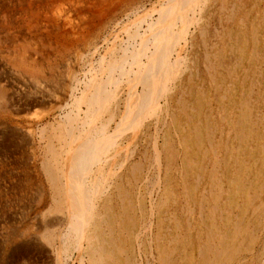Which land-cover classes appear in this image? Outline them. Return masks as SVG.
Listing matches in <instances>:
<instances>
[{
  "label": "bare ground",
  "instance_id": "6f19581e",
  "mask_svg": "<svg viewBox=\"0 0 264 264\" xmlns=\"http://www.w3.org/2000/svg\"><path fill=\"white\" fill-rule=\"evenodd\" d=\"M137 1L1 0L0 30L16 33L0 31V54L11 64L6 78L18 75L43 92L15 109L18 93L0 82L1 120L42 109L29 122L34 177L20 175L27 157L12 162L16 169L0 168V178L14 176V190H33L30 202L47 207L40 227L31 223L25 233L38 231L55 264H264V141L256 128L264 117L247 115V104L236 116L218 104L211 123L204 109L210 94L193 55L198 44L209 48L203 72L216 89L214 101H230L224 75L237 79L248 44L249 64L261 57L264 0H251L248 36L251 11L239 17L243 0L229 10L225 0ZM217 3L220 29L235 26L234 37L214 30L235 55L231 71L223 67V48L208 38ZM60 62L62 81L51 76ZM195 81L201 86L194 99H177ZM223 131L226 141L215 140ZM4 134L2 153L18 152L14 134Z\"/></svg>",
  "mask_w": 264,
  "mask_h": 264
},
{
  "label": "rangeland",
  "instance_id": "374dc122",
  "mask_svg": "<svg viewBox=\"0 0 264 264\" xmlns=\"http://www.w3.org/2000/svg\"><path fill=\"white\" fill-rule=\"evenodd\" d=\"M139 1V0H138ZM137 1V2H138ZM0 3H1V0H0ZM225 8L226 9H230L232 8L233 6V3H234V0H225ZM251 0H243L242 1V7H241V10L239 12V17H243L245 15L246 12H249L251 11ZM1 6V4H0ZM227 6V7H226ZM218 8H219V4L217 3V6L215 8V12L216 14H213V19H212V26H210L208 28V38L210 39L209 41H213V42H217V40L214 39L215 35H214V30H218L219 33H224V34H231L230 32H232V37H234L233 35L236 34V32L233 30V28L235 27H225L224 30H221L220 29V25L216 22L217 21V14H218ZM243 8V9H242ZM245 8V9H244ZM127 9V7L125 8ZM249 10V11H248ZM251 13V14H250ZM122 12L119 13V17L122 16ZM242 15V16H241ZM253 16H254V13L253 11L249 12L246 20H248V24H245V28H243V30H245V34L248 36L249 32H250V21L253 19ZM118 17V18H119ZM224 25V24H223ZM215 28V29H214ZM10 30V31H9ZM233 30V31H232ZM263 31H261V29H259L258 31V41L259 43H257L259 45V53L261 54V57L260 59L258 60V62L256 61H253L251 64H249L248 62V59H247V56H249L248 54L250 53V50H251V47L250 45L251 44H248L246 47H245V51H244V56H243V60H242V64H241V68L240 70L238 69L236 71V78L237 79H233V77H228V76H225L224 75V85L226 83V88L230 87L231 88V94L233 96V98L231 97V100L230 101H226L224 100L225 102H221V103H218L216 101H214V95H215V87L212 86V84L210 83V81L208 80V76L206 75L205 72H203L204 70V65H205V62H206V50L207 51H210L209 48L207 47L206 50L202 47L201 44H198L197 46L194 47L193 49V55H194V60L195 62L197 63V68L199 69V72H200L198 75L200 78L204 79V86H205V93H206V97L208 98L209 97V94H210V97L207 99L208 100V104H206L204 106V109L205 111L209 112L210 111L212 112V115L211 117H209L211 123H214V121L216 119H218V104H223V107L225 106L226 110L228 113H230L232 111V115L236 116L238 113H240L239 111H241V104H247V110L245 111L247 115H252L253 118L254 116L256 115V113H260L262 114V117H264V28L262 29ZM1 33H11L14 35L16 34L14 32L13 29H4V30H0ZM225 31V32H224ZM227 31V33H226ZM230 31V32H228ZM234 32V33H233ZM247 32V33H246ZM218 35V33H217ZM261 37V38H260ZM226 43V41H225ZM231 44V42H230ZM234 45V44H233ZM83 47V43L79 44L76 48H74L70 54V56H74L77 52L80 51V49ZM248 47V48H247ZM217 48L219 49H222L223 51L225 52H222L224 55V58L222 61V64H223V67L224 65H227L225 66L224 68H227L229 69L230 71L232 70L233 68V65L235 63V55L233 54H229V48L228 47H223V45L220 44V42L218 41L217 42ZM213 49V48H212ZM248 51V52H247ZM5 54H0V82L1 84H5V82H10L11 85H7V91L9 94H16V93H20L19 95L16 94L14 96V101H16V103H18L19 105L17 106V108L15 109H19L18 107L21 106V103L22 100L24 102L25 99H28V100H34V99H37L39 94H43L42 90H39V94L37 95L36 92H38V90L35 89V87L33 85H31L30 83L27 82V80L25 79L23 81V79L21 80H17V76H16V79H15V74H12L10 77L8 76V79L6 78L7 74L4 72V69L5 68H10L11 64H9V61L5 58L4 56ZM204 56V57H203ZM204 58V59H203ZM210 60L212 61V57L210 58ZM259 63V64H258ZM9 64V66H8ZM217 64V63H216ZM254 64V65H253ZM258 64V65H257ZM5 65V66H4ZM254 67H253V66ZM262 65V66H261ZM74 66H76L74 64ZM245 66V67H244ZM253 68H252V67ZM230 67V68H229ZM56 70L54 71L53 74H51L52 77H56V75L58 77H56V79L62 81V78L61 76L64 75V71H65V62H60L57 64V66L55 67ZM201 68V69H200ZM251 68V69H250ZM256 68H259L258 70V73L257 74H254V71ZM263 68V69H262ZM249 69V70H248ZM11 70V68H10ZM247 71V72H246ZM238 72V73H237ZM250 72V73H249ZM253 72V73H252ZM5 73V74H4ZM63 73V74H62ZM60 74V75H59ZM251 74V75H249ZM20 75V74H19ZM221 76H222V73H221ZM248 76V77H247ZM251 76V77H250ZM10 78V79H9ZM3 83H2V81ZM14 79V80H13ZM54 79V78H53ZM245 79V80H244ZM248 79V80H247ZM13 80V81H12ZM247 80V81H246ZM22 81V82H21ZM12 82V83H11ZM13 82H16V83H13ZM19 82V83H18ZM245 82V83H244ZM249 82V83H248ZM24 83V84H23ZM198 83V85L196 86V84ZM20 84V85H19ZM27 84V86L25 85ZM238 84V85H237ZM245 84V85H244ZM26 87H24V86ZM229 85V86H228ZM244 85V86H243ZM10 86V87H9ZM199 86H201V84L197 81H195L194 83H192L190 86H187L185 85L184 86V90H183V93H178V98L177 99H180V98H183L185 100H190L192 101V97L194 99V96L196 95L195 92H197L199 90ZM10 88V89H9ZM32 88V89H31ZM34 88V89H33ZM50 88V87H48ZM15 90V91H12V90ZM19 89V90H17ZM191 89V90H190ZM249 90L247 92V90ZM259 89V90H258ZM11 90V91H10ZM34 90V91H33ZM36 90V92H35ZM189 90V91H187ZM208 90V91H207ZM222 90V91H221ZM221 90L219 91L220 93H224V86L221 88ZM245 90V91H244ZM240 91V92H239ZM14 92V93H12ZM16 92V93H15ZM29 92L31 96L28 95ZM32 92H33V96H32ZM35 92V93H34ZM42 92V93H41ZM243 92V93H242ZM260 92V93H259ZM263 92V93H262ZM24 93V94H23ZM192 93V94H191ZM247 93V94H246ZM235 94V95H234ZM243 94V95H242ZM237 97H234L236 96ZM257 95V96H256ZM36 96V97H34ZM242 96V97H241ZM245 96V97H244ZM251 97V100H254L256 105H252L250 104V97ZM23 97V98H21ZM212 97V98H211ZM256 97V99L254 98ZM17 98V99H16ZM33 98V99H32ZM235 98V99H234ZM243 98V99H242ZM20 101V102H18ZM211 101V103H210ZM238 103H237V102ZM22 102V103H23ZM249 102V103H248ZM257 102V103H256ZM217 103V104H215ZM227 103V104H226ZM231 105V106H230ZM233 105V106H232ZM260 105V106H259ZM239 106V107H237ZM262 106V107H261ZM47 107V106H46ZM231 107V108H230ZM234 107V108H233ZM255 107V108H254ZM30 108V107H29ZM28 109H24L23 111L21 112H17L16 111H12L10 112V118L8 117L5 121L4 120H1L0 119V143L3 142V135H5L4 133H13L14 136H15V143L16 145L18 146L19 148V151L16 152L13 148H9V152L8 150H6L5 152L2 153L1 149V153H0V168H3L5 167L6 169H16V166L15 164L13 165V163H16L17 160H20V161H25L26 157H27V161L26 164L25 163V171L24 172H21L20 175H23V174H30V177H34L35 173L32 171V162L34 161L32 159V151H33V147L30 146V137H29V132L32 131V126L30 125L29 122L32 121V118H33V115L35 113H38V112H41L42 114V109L39 108V107H35V108H30V110ZM38 108V109H37ZM236 108V109H235ZM238 108V109H237ZM263 109V110H262ZM36 110L38 112H36ZM45 110V109H44ZM43 110V115L44 113L46 114V111ZM33 111V112H32ZM35 112V113H34ZM255 112V113H254ZM34 113V114H33ZM253 113V114H252ZM16 116H15V115ZM21 114V115H19ZM33 114V115H32ZM32 117H31V116ZM209 115V114H207ZM14 116V117H13ZM26 117L25 119H28L27 122H23V123H19L18 122V119H22L23 117ZM30 116V117H29ZM20 117V118H19ZM11 119V120H10ZM15 119V120H14ZM241 121V120H240ZM254 121V120H253ZM4 122V124H3ZM18 124V126H16V124ZM202 123L204 124V121H202ZM2 124V125H1ZM21 125V126H20ZM28 125V126H26ZM16 126V127H15ZM219 129L220 127H224L222 124H219ZM250 126V125H249ZM264 126V120H263V123L262 124H259L256 128H257V134L259 135L260 137V142L264 141V139H262V131H261V128ZM10 127V128H9ZM13 127V129H12ZM19 127V128H17ZM25 127V128H24ZM31 130H30V129ZM264 128V127H263ZM6 129V130H5ZM22 129V130H21ZM27 129V130H26ZM225 129V128H224ZM260 129V130H259ZM11 130V131H10ZM21 130V132H20ZM28 131V132H27ZM37 132V129L35 128V131L34 133ZM224 132V136H222V138L220 137V135L218 134L217 135V141L219 140H222L223 142L226 141V132ZM219 136V137H218ZM17 137V138H16ZM29 138V139H28ZM263 144V142H262ZM22 148V149H21ZM21 149V150H20ZM15 151V152H14ZM6 152H8L6 154ZM12 152V153H11ZM14 152V153H13ZM11 153V154H10ZM18 153V155H17ZM27 153V154H26ZM31 153V154H30ZM4 154V157L2 156ZM23 154V155H21ZM6 155V156H5ZM10 155V156H9ZM253 155L257 158H258V153L255 154L253 153ZM16 156V157H15ZM8 157V159H7ZM6 158V159H5ZM4 159V160H3ZM3 161V162H2ZM13 162V163H12ZM3 163V164H2ZM9 163V164H8ZM8 164V165H7ZM11 164V165H10ZM13 165V166H12ZM3 166V167H1ZM8 166V167H7ZM12 166V167H11ZM24 170V168H23ZM16 171V170H15ZM19 170L16 171V173L18 172ZM32 171V172H31ZM9 177H4V178H0V264H20L21 263V258L19 260V257H22L24 256L26 262L28 264H31L32 262H36L35 264H55L53 262V259H52V254H50L51 252H48V250L46 251V249H44V244H42L41 240L38 238L37 236V232L38 231H35L34 233H25L26 231V226L28 227H31V223L36 225L35 228H39L40 225H41V222H42V219H41V216L39 215V213L41 212H46V208L44 205L43 207H38V206H35L33 203L30 202V200L32 199V194H33V190H25V193H18L17 189L14 190V185L16 187L17 185V181L15 182L14 181V176H10V178L8 179ZM16 178V177H15ZM7 179V181H6ZM2 181V182H1ZM4 181V182H3ZM12 181V183H10ZM14 181V182H13ZM7 182V183H6ZM208 182V181H206ZM16 183V184H15ZM5 185V186H4ZM4 187V188H3ZM13 187V188H12ZM14 190V191H13ZM15 193V194H14ZM6 194V195H4ZM26 194V195H24ZM3 195V196H2ZM21 197V200L18 201V197ZM30 198V199H28ZM29 200V201H28ZM9 201V203H7ZM5 202V203H3ZM12 202V203H11ZM18 203V204H17ZM31 203V204H30ZM23 204V205H22ZM205 205H209V201H207L205 203ZM6 206V207H5ZM9 206V207H8ZM11 206V207H10ZM30 206L31 209H30ZM34 206V207H33ZM23 207L25 210H23ZM5 208V209H4ZM35 208V209H34ZM30 209V210H29ZM37 209V210H36ZM20 211V212H19ZM2 212V213H1ZM33 212V213H32ZM15 213V214H14ZM26 215H24V214ZM17 214V215H16ZM20 214V215H19ZM23 214V215H22ZM33 214V215H32ZM35 214H38V217H34ZM25 216V218L23 217ZM28 217V218H27ZM31 217V218H29ZM20 218H23L22 220ZM33 218V220H32ZM35 218V219H34ZM18 221H17V220ZM26 219V220H25ZM3 220V221H2ZM10 220V221H9ZM12 221V222H11ZM20 221V222H19ZM10 224V225H9ZM38 225V226H37ZM14 226V227H13ZM20 227V228H19ZM3 228V229H2ZM10 228H13V232H14V235L11 239H9L7 241V243H2L3 242V239L4 237L6 236V234L9 232V229ZM34 228V229H35ZM6 230V231H5ZM18 232H15L17 231ZM3 233V234H2ZM36 235V236H35ZM30 236V237H29ZM31 239V240H30ZM32 241V242H31ZM23 242V243H22ZM28 242V243H27ZM30 242V243H29ZM1 243L3 244V246H1ZM27 243V244H26ZM34 243L35 247L30 245ZM41 244V245H40ZM20 245V247H19ZM23 245V246H22ZM26 245V246H24ZM29 245V246H28ZM40 245V246H38ZM14 247V248H12ZM16 247L18 249H16ZM27 247L29 249H27ZM33 247V248H32ZM40 247V250L44 251L45 254H41V253H38L37 249H39ZM26 249V250H25ZM12 250V251H11ZM21 250V251H20ZM25 250V252H24ZM11 251V252H10ZM15 252L13 254H11L12 252ZM29 254H28V253ZM48 252V254H47ZM20 253L22 255H20ZM35 253H38L36 255H34ZM17 256H16V255ZM47 254V255H46ZM34 255V256H33ZM38 255V256H37ZM41 255V256H40ZM29 256V259L31 258V260L28 259ZM49 256V257H48ZM18 257V258H17ZM36 259H35V258ZM36 260V261H35ZM52 260V261H51Z\"/></svg>",
  "mask_w": 264,
  "mask_h": 264
}]
</instances>
